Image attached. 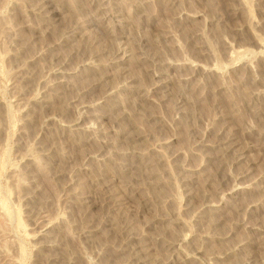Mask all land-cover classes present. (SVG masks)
Instances as JSON below:
<instances>
[{"label": "rangeland", "instance_id": "rangeland-1", "mask_svg": "<svg viewBox=\"0 0 264 264\" xmlns=\"http://www.w3.org/2000/svg\"><path fill=\"white\" fill-rule=\"evenodd\" d=\"M0 264H264V0H0Z\"/></svg>", "mask_w": 264, "mask_h": 264}]
</instances>
